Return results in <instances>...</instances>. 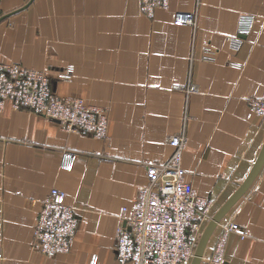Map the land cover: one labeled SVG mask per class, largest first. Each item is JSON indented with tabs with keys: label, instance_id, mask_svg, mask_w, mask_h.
I'll return each instance as SVG.
<instances>
[{
	"label": "crops",
	"instance_id": "1",
	"mask_svg": "<svg viewBox=\"0 0 264 264\" xmlns=\"http://www.w3.org/2000/svg\"><path fill=\"white\" fill-rule=\"evenodd\" d=\"M168 1L147 16L140 0H0V62L50 72L59 97L108 118L99 139L28 109L0 111V264H122L119 215L147 167L172 155L170 136L188 138L186 180L213 200V215L249 175L264 143V118L248 104L264 99V0ZM189 13L196 26L175 24ZM249 17L252 30L240 33ZM68 66L71 79H59ZM53 188L79 225L69 252L50 259L34 248L33 228ZM229 220L247 236H226L225 264H264V166L220 224Z\"/></svg>",
	"mask_w": 264,
	"mask_h": 264
},
{
	"label": "built area",
	"instance_id": "2",
	"mask_svg": "<svg viewBox=\"0 0 264 264\" xmlns=\"http://www.w3.org/2000/svg\"><path fill=\"white\" fill-rule=\"evenodd\" d=\"M168 6V0H140L141 11L147 16ZM254 22L253 17L247 18L240 33L248 35ZM175 24L196 26L197 22L190 13L177 14ZM231 43L235 49L240 46L238 39L231 38ZM73 73L74 68L68 66L56 75L70 80ZM248 104L253 114L264 118V99L251 98ZM6 106L56 120L69 132L87 133L99 139L107 134L106 110L88 105L81 98L59 97L53 90L52 74L46 70L0 62V111ZM167 142L173 148L172 155L161 164L147 167L148 182L139 186L132 206L122 208L119 215L115 249L122 264H191L212 218L213 200L197 194L186 180L182 162L188 138L181 133L170 136ZM78 225L74 209L66 202V193L53 188L41 202L33 228V246L50 259L65 254L72 247ZM220 226L222 233L209 255L204 256V264H225L228 234L247 236V231L234 221ZM91 264H96V257Z\"/></svg>",
	"mask_w": 264,
	"mask_h": 264
},
{
	"label": "water",
	"instance_id": "3",
	"mask_svg": "<svg viewBox=\"0 0 264 264\" xmlns=\"http://www.w3.org/2000/svg\"><path fill=\"white\" fill-rule=\"evenodd\" d=\"M264 166V143L262 149L254 163L249 175L241 183L238 189L230 196V198L215 212L207 226L205 227L201 238L198 242L193 260L191 264H202L206 249L208 247L210 238L216 231L222 220L228 215L232 208L239 202V200L248 192L260 175Z\"/></svg>",
	"mask_w": 264,
	"mask_h": 264
}]
</instances>
